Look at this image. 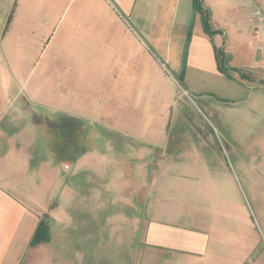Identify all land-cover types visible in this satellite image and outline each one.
I'll return each instance as SVG.
<instances>
[{"label": "crops", "instance_id": "obj_1", "mask_svg": "<svg viewBox=\"0 0 264 264\" xmlns=\"http://www.w3.org/2000/svg\"><path fill=\"white\" fill-rule=\"evenodd\" d=\"M200 2L0 0V264H264L239 156L172 130L181 89L264 88V0ZM47 112L81 120L59 156L35 128Z\"/></svg>", "mask_w": 264, "mask_h": 264}, {"label": "rangeland", "instance_id": "obj_2", "mask_svg": "<svg viewBox=\"0 0 264 264\" xmlns=\"http://www.w3.org/2000/svg\"><path fill=\"white\" fill-rule=\"evenodd\" d=\"M202 90L207 92V96L202 99H199L201 95H188L184 89L180 90L181 117L173 119L172 130L188 127L204 134V131L211 129L217 139V152L221 153L224 159L234 161L233 154L236 152L241 165L229 163L233 169V177L240 187L248 210L256 218L258 216L261 222V213L264 212V88H258L253 83L242 86L227 82L224 87L212 85ZM24 94L23 91L18 93L17 88L6 86L4 99H24ZM248 94L251 95L250 99H243L247 98ZM45 117L49 120L44 121L41 113L35 115L36 131H41L44 141L51 148L58 150L52 153L59 156L62 150L69 147L75 128H81V120L72 118L67 120L65 125H61L62 119L57 115L47 112ZM43 123L45 127H39ZM91 130H99V126H91ZM88 131L90 128L86 129V132ZM119 137L114 136L116 142H119ZM85 138L86 136L83 142L89 146L93 135L89 143ZM121 220V216L116 217L114 222L121 223Z\"/></svg>", "mask_w": 264, "mask_h": 264}, {"label": "trees", "instance_id": "obj_3", "mask_svg": "<svg viewBox=\"0 0 264 264\" xmlns=\"http://www.w3.org/2000/svg\"><path fill=\"white\" fill-rule=\"evenodd\" d=\"M201 0H195L196 3V8L201 9ZM203 23H204V27L205 29L212 33V29L210 26V21H209V14L208 12H206V14L204 13L203 15ZM225 61L226 58L224 56H222V59L220 60V66L219 69L220 71H222L224 74H226L228 77H230V73H229V68L226 67L225 65ZM50 238V232H49V226L48 223L46 221L45 218H42L38 224V227L36 229L34 238H33V244H37L39 242H43V241H47Z\"/></svg>", "mask_w": 264, "mask_h": 264}, {"label": "built area", "instance_id": "obj_4", "mask_svg": "<svg viewBox=\"0 0 264 264\" xmlns=\"http://www.w3.org/2000/svg\"><path fill=\"white\" fill-rule=\"evenodd\" d=\"M262 16H263L262 15V11L259 10V9H255V10L252 11L250 19L252 21H256L258 18H260L262 20L263 19Z\"/></svg>", "mask_w": 264, "mask_h": 264}]
</instances>
